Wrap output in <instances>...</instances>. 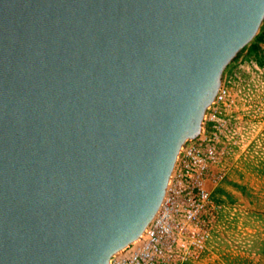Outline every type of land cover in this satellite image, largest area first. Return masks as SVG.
<instances>
[{
	"label": "water",
	"instance_id": "obj_1",
	"mask_svg": "<svg viewBox=\"0 0 264 264\" xmlns=\"http://www.w3.org/2000/svg\"><path fill=\"white\" fill-rule=\"evenodd\" d=\"M264 0H0V264H110L158 212Z\"/></svg>",
	"mask_w": 264,
	"mask_h": 264
},
{
	"label": "rangeland",
	"instance_id": "obj_2",
	"mask_svg": "<svg viewBox=\"0 0 264 264\" xmlns=\"http://www.w3.org/2000/svg\"><path fill=\"white\" fill-rule=\"evenodd\" d=\"M240 57L224 73L226 130L204 120L216 150L204 180L216 219L203 255L183 264H264V20Z\"/></svg>",
	"mask_w": 264,
	"mask_h": 264
},
{
	"label": "built area",
	"instance_id": "obj_3",
	"mask_svg": "<svg viewBox=\"0 0 264 264\" xmlns=\"http://www.w3.org/2000/svg\"><path fill=\"white\" fill-rule=\"evenodd\" d=\"M230 101V87L223 79L205 116L217 133L227 128L221 115ZM203 131L181 152L163 202L143 236L114 255L110 264H183L203 255L217 214L204 187L216 150L210 137H202Z\"/></svg>",
	"mask_w": 264,
	"mask_h": 264
}]
</instances>
